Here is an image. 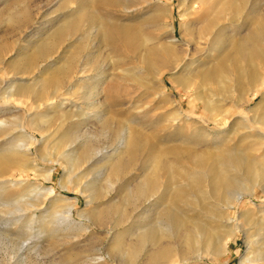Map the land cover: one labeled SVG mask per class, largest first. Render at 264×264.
Segmentation results:
<instances>
[{
  "label": "rangeland",
  "instance_id": "obj_1",
  "mask_svg": "<svg viewBox=\"0 0 264 264\" xmlns=\"http://www.w3.org/2000/svg\"><path fill=\"white\" fill-rule=\"evenodd\" d=\"M263 78L264 0H0V264H264Z\"/></svg>",
  "mask_w": 264,
  "mask_h": 264
},
{
  "label": "bare ground",
  "instance_id": "obj_2",
  "mask_svg": "<svg viewBox=\"0 0 264 264\" xmlns=\"http://www.w3.org/2000/svg\"><path fill=\"white\" fill-rule=\"evenodd\" d=\"M160 74V73H159ZM166 72H162L160 74V80H164V76H165ZM264 79V78H263ZM264 90V80H262V83L258 86V89L254 92V96H256L258 93H261L262 91ZM259 91V92H258ZM252 118V117H251ZM254 124H257L255 130L260 133L262 136H264V118L262 117V119L258 120L257 117L256 119H254ZM3 123V121H1ZM25 129L24 128H21V131L22 132H25L24 131ZM122 137V136H121ZM120 145H123L125 143V139L124 138H121L120 140ZM22 144V143H21ZM119 144V143H118ZM128 144V143H127ZM23 145V144H22ZM26 146V145H24ZM14 149L17 151V147L15 146ZM26 149V153H31L32 152V148L29 146L28 148L25 147ZM109 150V149H108ZM104 152H106L105 150L103 149H100L98 150L95 154L98 156L100 154H103ZM105 155V154H104ZM237 161V160H236ZM36 165V164H35ZM254 179H257L259 177V174L258 173H255L254 174ZM228 182H233V185L234 186L230 191L229 190H226V195L228 196L229 199H234L235 202H238L242 199L243 195H244V189L243 187H245L244 184L241 183V181L237 178H231V177H227L226 178V182L225 184L228 185ZM16 183V181H15ZM226 187V185H225ZM227 189V187H226ZM50 193L52 195H54L56 193V189L54 187H52L50 190ZM229 205V204H228ZM73 209H74V205H71L69 207V209L67 210L66 212V216H65V219L64 221H68V223H73L75 219L74 218V213H73ZM33 222V221H32ZM228 223V222H227ZM169 225V224H168ZM173 225L171 226V224L169 225V229H172ZM174 228V227H173ZM199 233V232H198ZM220 241V240H219ZM210 243V242H209ZM212 243V242H211ZM26 244V243H25ZM28 247V245H26ZM22 247H24V243L22 244ZM96 257V256H95ZM93 257L94 260H96V262H100V261H103L105 260L106 258L105 257H102V256H99L98 258H95ZM91 259V260H93ZM260 259V258H259ZM258 259V260H259ZM264 259V258H263ZM93 262V261H92ZM65 263V261H64Z\"/></svg>",
  "mask_w": 264,
  "mask_h": 264
}]
</instances>
